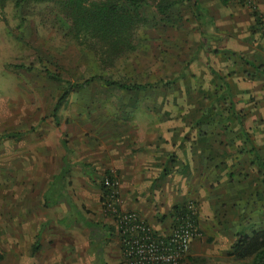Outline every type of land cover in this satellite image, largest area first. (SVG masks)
<instances>
[{"label": "rangeland", "instance_id": "rangeland-1", "mask_svg": "<svg viewBox=\"0 0 264 264\" xmlns=\"http://www.w3.org/2000/svg\"><path fill=\"white\" fill-rule=\"evenodd\" d=\"M199 1L201 12L196 10L193 0H186L178 5L170 20L141 31L142 48L110 74L124 83H148L147 87H156L157 100L166 102L164 122L156 125L159 131L183 132L186 126L180 120L185 118L192 131L212 134L222 126L220 130L228 133L232 131L229 127L234 117L243 126L242 131L247 132L245 116L252 112L244 116V111L236 110L239 106L230 112L234 105L233 86L225 77L226 69L217 65V51H235L225 55V59L235 60L231 72L239 71L242 65L252 71L256 64H261L260 53L255 51L260 45L263 49V29L255 28L251 7L242 5L240 0H229L227 5L221 0ZM247 1L257 7L264 25V0ZM99 67L94 54L66 34L60 17L50 5H33L19 13L9 3L0 10V255L3 257L0 264H124L117 225L114 226L117 217L101 190L107 170L98 169L93 157L98 152L109 154L114 139L123 136L129 138L130 144L127 146L122 139L121 150L138 151L137 134L146 125L151 128L159 122L153 119L151 122V117L141 127L137 115L123 107L122 101L132 99L127 97L132 92L96 81L69 96L59 110L57 124L53 109L66 82L80 83L97 75ZM46 69L59 73L64 81L50 79ZM215 75L216 84L212 83ZM207 87L211 90L203 91ZM237 94L234 93L236 98ZM258 96H254V101ZM205 99L210 101L200 109L204 116L189 118ZM256 105L262 114L255 116L263 117V100H258ZM254 147L260 156L257 146ZM28 180L45 185L49 182L47 194L60 188L57 197L62 205L57 212L62 215L66 206L77 218L71 232L78 240L77 245H70L66 233L55 239L56 243L47 245V249L37 252L30 250L32 245L26 246L27 238L17 236L20 244L12 241L15 239L9 234L12 217L15 223L19 222L12 211L21 200L20 183ZM88 182H93L98 194L95 188L88 187ZM262 183L263 198L254 202L258 208L260 204L263 206V216L249 212V202L242 214L239 211L238 217L243 219L233 222L241 231L264 227V179ZM191 200L195 203L200 231L182 264H186L189 255L203 257L206 264L238 263L228 254L234 238L223 224L229 215L217 214L215 204L208 200L204 203ZM227 201L222 200L221 205ZM233 202L241 210L247 201ZM169 206V203H155L158 212L150 216L140 207L134 211L142 214L158 232H164L158 220L168 214ZM104 225L109 227L106 229ZM171 228H167V234Z\"/></svg>", "mask_w": 264, "mask_h": 264}, {"label": "crops", "instance_id": "crops-1", "mask_svg": "<svg viewBox=\"0 0 264 264\" xmlns=\"http://www.w3.org/2000/svg\"><path fill=\"white\" fill-rule=\"evenodd\" d=\"M247 3L249 2L247 1ZM254 25L255 28L256 26L257 28L259 27L256 22H254ZM260 28L263 29V49L262 45H260L255 51V53L259 52L261 57H258L261 64H256V66L264 69V25L260 26ZM230 52L235 51L225 49L217 51V65L219 64L222 69H226L227 76L225 77L229 80L230 85L233 86L232 102H234V105L230 112L232 113L239 106L240 108L236 110L244 111L243 115L254 113V117H252V113L247 116L244 115L247 118L246 126L244 125L248 130L247 132L242 131L243 126L239 125L234 117L231 119L233 125L229 127L232 131L228 133L220 130L222 126L218 128L217 133L212 132V134L192 131L193 127L188 125V120L185 118L180 120L186 126L184 127L185 131L170 132L168 129L159 131L156 125H162V122H164L163 117L166 111H163V107H165L166 102L163 99L157 100L156 87L151 85L146 87V89L130 91L132 92L131 97L130 95H127V97L132 99L122 101L125 103L123 107L137 115L141 127H144L143 121L151 117V122L153 119L160 124L156 123L151 128L146 125L144 127L146 131L142 130L144 128L141 129L137 134L138 144L136 148L138 151L136 152L133 151L131 146L132 151L130 150L128 153L121 150L124 145L122 139L125 137L123 136L114 139L109 151L112 154L98 152L93 157L95 159L94 164H97L98 169L103 168L107 170L106 172L110 171L114 178L119 181L117 195L119 211H134V208L140 207L144 212L148 211L150 216L154 211V214L158 212L154 208L155 203L170 204L168 214L165 213L158 220V223H160L158 225H160L162 230L164 229V232H158L151 226L159 235L167 234L170 228L173 227L172 212L176 205H188L195 215V203L191 199H196L201 201V203H204V200H208L215 204L214 211H217V214H221V216L228 214L229 219L223 226L225 229H230L227 230L228 233L234 236L241 231L233 223L243 219L242 216L238 217L239 211L242 214L243 209H247L249 202H260L259 197L263 198V183L261 181L263 169L253 159L252 147L249 142L257 146L263 160L264 73L254 66V70L251 71L243 65L239 71L231 72L229 70L230 67H235L236 64H234V58L232 61L230 57L225 59V55H230ZM246 64L249 63L246 62ZM215 81H217V75L214 76L212 83ZM204 89L203 91L205 92L211 90L208 87ZM124 91L128 92L127 90ZM162 91H165V88ZM235 92L238 93L237 98L234 95ZM254 96H258L255 101ZM258 100H263V117L260 118L255 116V114H262L261 111L256 110L258 108V105H256ZM207 101L210 100L205 99L201 107L198 106L197 108L194 106L195 108L190 113L189 118L203 117L204 112L200 109L204 108V103ZM178 109L177 107V112H179ZM187 126H189V131L186 130ZM124 141L127 146L130 144L129 138L124 139ZM100 171L103 172L102 170ZM20 184L22 189L21 200L18 202V207H14L12 211L14 216L19 219V222L15 223L12 217L13 221L9 227L11 230L9 234L15 236L12 241L20 244L17 242V236L27 238L29 242L26 243V246L32 245L30 250L37 252L41 249H47V245L56 243V240L66 233L70 239L68 240L70 245H77L78 240H75L71 233L72 228L76 225L77 218L73 217L69 207L65 206L63 208L62 215L57 212L62 202L55 192L51 194L52 197H54L53 194L55 195L54 198L57 199V203L52 206H47L45 203L46 196L51 195L47 194V188L50 187L49 182L45 185L38 180H28ZM88 187L95 188L93 182H88ZM251 188H255L256 192L252 191ZM260 190L262 194L259 192ZM95 192L98 194L97 188H95ZM234 198L235 200L245 199L247 201L241 210L233 202L235 201L233 200ZM220 199L229 201L221 205L222 200ZM252 205L250 203L248 211L259 213L263 216L261 204L260 208L256 206L253 208ZM154 216L150 218L153 220ZM65 219L66 221H64ZM161 219L163 221H160ZM59 223H63L64 226ZM65 226L67 227L65 228ZM104 226L106 229L109 227V225ZM167 228L169 229L168 231ZM198 229L200 231L199 223ZM117 238L119 241V237ZM53 240L54 242H52ZM100 240L101 238H99V242ZM35 248L37 249L35 250Z\"/></svg>", "mask_w": 264, "mask_h": 264}, {"label": "trees", "instance_id": "trees-1", "mask_svg": "<svg viewBox=\"0 0 264 264\" xmlns=\"http://www.w3.org/2000/svg\"><path fill=\"white\" fill-rule=\"evenodd\" d=\"M186 0H0V10L6 8L12 3L19 13L33 5L47 4L60 17L66 34L76 40L79 45L86 47L99 62V72L80 83L66 82L63 92L54 106L53 117L57 124L60 123L59 110L68 101L73 92L84 89L94 82H102L111 87L134 91L137 89H146V85L138 83H124L113 79L110 72L115 71L122 66L138 49L142 48L141 31L148 27H154L167 22ZM194 6L198 12H201L199 0H193ZM224 5L229 4V0H221ZM241 4L252 8V14L256 25H263L258 16L257 7L247 0H240ZM264 73L263 67H256ZM47 76L55 81H64L63 77L56 72L46 69ZM250 140V139H248ZM251 143L252 154L255 155V161L264 171V160L255 152V147ZM106 178L114 179V175L106 172ZM264 176L261 178L263 182ZM101 190L103 195H109V190L105 185V179L102 181ZM252 191L255 188H251ZM59 191V192H58ZM55 192V191H54ZM60 193V188L56 190ZM55 197V195L53 194ZM51 195H47L45 203L52 206L57 203ZM254 208L255 202H251ZM263 210V206H262ZM192 216L198 228V218L193 215L188 205H176L173 208V225L179 219ZM160 221H163L162 219ZM85 222L91 225V222ZM199 229H197L198 231ZM234 240L228 250L238 263L235 264H264V227H255L250 230H242L233 236ZM37 248H35L36 250ZM0 255V261L2 260ZM183 262L181 261L180 264ZM186 264H206L205 259L200 256H188Z\"/></svg>", "mask_w": 264, "mask_h": 264}, {"label": "built area", "instance_id": "built-area-1", "mask_svg": "<svg viewBox=\"0 0 264 264\" xmlns=\"http://www.w3.org/2000/svg\"><path fill=\"white\" fill-rule=\"evenodd\" d=\"M105 195L116 218L124 264H180L199 233L190 214L179 219L167 235H159L137 211L121 212L117 206L119 181L105 178ZM194 215L193 211L191 210Z\"/></svg>", "mask_w": 264, "mask_h": 264}]
</instances>
